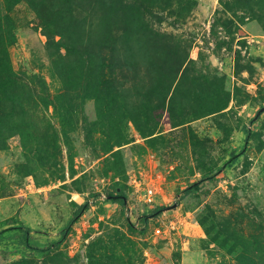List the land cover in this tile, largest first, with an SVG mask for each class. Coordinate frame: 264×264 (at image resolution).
<instances>
[{"label": "rangeland", "instance_id": "1", "mask_svg": "<svg viewBox=\"0 0 264 264\" xmlns=\"http://www.w3.org/2000/svg\"><path fill=\"white\" fill-rule=\"evenodd\" d=\"M0 54V231L91 204L0 264L264 260V0H0Z\"/></svg>", "mask_w": 264, "mask_h": 264}, {"label": "trees", "instance_id": "2", "mask_svg": "<svg viewBox=\"0 0 264 264\" xmlns=\"http://www.w3.org/2000/svg\"><path fill=\"white\" fill-rule=\"evenodd\" d=\"M144 25L142 26L143 29H145L146 31H150L149 28L143 23V21H139L137 22V25ZM145 38V37H143ZM144 39H141V41H143ZM148 40H145V42H147ZM150 42V41H148ZM153 42V41H152ZM151 43V42H150ZM139 45H141L140 41L138 43ZM148 60V59H147ZM11 69L9 67V64L7 63L6 58H4L1 54H0V87L3 86H7L8 84H13L16 81L14 80V76L11 75ZM159 79H161V77H159ZM163 85V84H161ZM157 85L155 87V92L156 93H160L162 96H165V93L163 92V90H161ZM253 131L249 130L247 131V140L249 141L253 135ZM237 155L233 154L232 156V162L235 161L237 159ZM223 170L222 168H219L216 172H219ZM217 177V173L212 172V173H208L205 174V176L199 181L196 182L190 186H188L185 190H183V194H182V198H185L189 195H196V191L200 190V188L207 184V183H211L214 182L215 179ZM107 197L110 201L116 202V203H120L122 205H124L126 203V199H127V195L124 192L123 189L119 188L117 185L116 186H111V188H109L107 190ZM91 207V204L89 202V200H86L83 204H78L76 206V210L74 212V216L72 221L70 222V225L67 227V229L63 232L62 237L60 238V240L51 243L48 246L45 247H38V246H33V244L31 243V236H30V228L24 225H21L17 228H9V229H5L0 231V244L5 240L6 238V234L8 232H10L11 230H18L19 232H21L22 234V238L20 240V243L25 246L26 248L30 249L31 251L35 252V253H39V254H49L51 253L54 249H57L60 245L63 244V242L65 241L66 236L68 235V233L71 230V224H75L78 219ZM161 208H158L156 210H154V212H158L160 211ZM262 247H264V243L262 241ZM264 250V249H262ZM257 262H249V264H264V260L261 259L260 260H256Z\"/></svg>", "mask_w": 264, "mask_h": 264}, {"label": "built area", "instance_id": "3", "mask_svg": "<svg viewBox=\"0 0 264 264\" xmlns=\"http://www.w3.org/2000/svg\"><path fill=\"white\" fill-rule=\"evenodd\" d=\"M152 195H153V190H148L147 201H149V202L153 201ZM128 212L132 213V208H129ZM156 231H157V233H159L160 229H157Z\"/></svg>", "mask_w": 264, "mask_h": 264}]
</instances>
